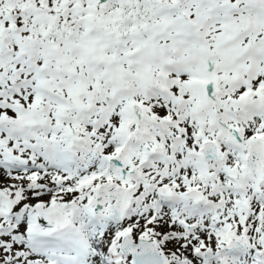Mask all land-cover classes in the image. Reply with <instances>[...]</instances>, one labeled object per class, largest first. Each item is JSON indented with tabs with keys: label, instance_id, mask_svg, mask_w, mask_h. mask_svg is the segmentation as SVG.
<instances>
[{
	"label": "snow or ice",
	"instance_id": "obj_1",
	"mask_svg": "<svg viewBox=\"0 0 264 264\" xmlns=\"http://www.w3.org/2000/svg\"><path fill=\"white\" fill-rule=\"evenodd\" d=\"M0 264H264V0H0Z\"/></svg>",
	"mask_w": 264,
	"mask_h": 264
}]
</instances>
